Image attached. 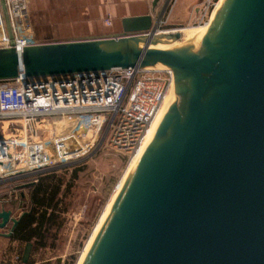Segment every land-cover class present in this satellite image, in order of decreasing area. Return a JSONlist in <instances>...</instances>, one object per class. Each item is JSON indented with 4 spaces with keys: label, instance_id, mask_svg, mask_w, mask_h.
Here are the masks:
<instances>
[{
    "label": "water",
    "instance_id": "water-1",
    "mask_svg": "<svg viewBox=\"0 0 264 264\" xmlns=\"http://www.w3.org/2000/svg\"><path fill=\"white\" fill-rule=\"evenodd\" d=\"M155 26L126 17L111 38L0 50V81L167 61L182 80L86 264H264V0H224L193 56L149 49L181 39ZM10 224L7 237L19 219L0 210Z\"/></svg>",
    "mask_w": 264,
    "mask_h": 264
},
{
    "label": "built area",
    "instance_id": "built-area-1",
    "mask_svg": "<svg viewBox=\"0 0 264 264\" xmlns=\"http://www.w3.org/2000/svg\"><path fill=\"white\" fill-rule=\"evenodd\" d=\"M30 1L0 0V50L22 54L43 45L30 21ZM199 1L193 21L201 26L219 0ZM178 2L159 1L156 34L165 32L160 28ZM172 83L170 71L139 66L0 81V183L83 163L101 148L133 156Z\"/></svg>",
    "mask_w": 264,
    "mask_h": 264
},
{
    "label": "rangeland",
    "instance_id": "rangeland-1",
    "mask_svg": "<svg viewBox=\"0 0 264 264\" xmlns=\"http://www.w3.org/2000/svg\"><path fill=\"white\" fill-rule=\"evenodd\" d=\"M152 1L31 0L29 5L30 21L41 44L111 38L123 33L122 20L126 17L152 15L155 21L157 13H160V7L157 6L154 10ZM199 2V0H179L173 15L166 24L162 25L160 31L179 29V33H182L186 30V35L190 37H194L197 31H207L208 26L200 28V25L194 24L193 21L194 12L199 6ZM187 46L179 47V50L187 49L189 47ZM136 47L139 48L137 45ZM143 48L144 44L139 49ZM197 48L186 52L187 55L193 56ZM171 92L163 110L167 108ZM161 113L156 118L150 132L158 122ZM132 157V154H122L101 148L96 150L88 161L53 169L58 170L56 174L62 176L66 183L74 175L73 167L76 166L81 170L65 200L68 206L67 221L54 242L55 252L46 251L44 256L45 259L56 256L51 259L49 264H57L58 261H60L59 264L80 263L83 253L88 251L93 236L99 230L107 208L111 205L119 188L127 181L128 172L138 159L131 161ZM9 189L11 191L10 187ZM3 193L5 190H0V195H4ZM17 196L20 200L19 192ZM24 202L27 203V201ZM16 213L19 214V211ZM0 245L3 243L0 242ZM1 248L3 247L1 246ZM38 257L39 255H36L35 259Z\"/></svg>",
    "mask_w": 264,
    "mask_h": 264
},
{
    "label": "trees",
    "instance_id": "trees-1",
    "mask_svg": "<svg viewBox=\"0 0 264 264\" xmlns=\"http://www.w3.org/2000/svg\"><path fill=\"white\" fill-rule=\"evenodd\" d=\"M73 168L75 172L68 183L56 174L58 170H50L9 184L12 189L17 184L28 185L25 192L28 198L13 234L10 237L0 234V242L3 243L0 245V264H24L22 255L27 244H32L28 264H49L56 257L45 259L44 256L46 251L55 252L54 242L66 225L68 206L65 200L81 170L76 166ZM36 255H39L38 259H35Z\"/></svg>",
    "mask_w": 264,
    "mask_h": 264
},
{
    "label": "bare ground",
    "instance_id": "bare-ground-1",
    "mask_svg": "<svg viewBox=\"0 0 264 264\" xmlns=\"http://www.w3.org/2000/svg\"><path fill=\"white\" fill-rule=\"evenodd\" d=\"M223 2H224V0H219V2L216 4V7H215V9L213 11V13H214V14H212L213 17L211 16V18H210L211 22L209 20L205 25L200 26V28H202L203 26L204 27L208 26L210 28V26H211L212 22L214 21V19H215V17H216V15H217V13H218V11H219V9H220V7H221ZM209 22H210V24H209ZM206 30L208 31V29H206ZM207 31H205V32H203V30L197 31V33L195 34L194 37H190V36L186 35V33H187L186 30H184L182 33H179L180 32L179 29H173V30H170V31H165L163 33L157 34L158 35L157 38H170L172 35H175V34L178 33V34L181 35V39L178 40V41H174V40H166L165 41V39H164V40H162V42H159L157 45H151V47L149 49H151V50H175V49H178L179 50V47L183 48L186 45H188L189 47L187 46L188 47L187 49H182V48L180 49V51L182 53L183 52L186 53L189 50H191L193 48H197L199 46V44L201 43V41L204 38V36L207 33ZM143 39L144 38H141V40H143ZM136 45L139 48H142L143 47V42H140V43H138ZM176 47H178V48H176ZM148 68H150L152 70H156V71H170L172 73V75H173V83H172L171 89H170V91H169V93H168V95H167V97L165 99V102H164V104L162 106V109L158 113V115H159L161 113V111L163 110V107H164L167 99L169 98L171 90L173 89L172 92H171V97H170L169 102L167 104V108H168V106H169V104H170V102H171V100H172V98H173V96H174L179 84H180L179 83V78H178V74L174 71V69L171 68V65L167 61H165L163 63H159V64H157L155 66H152V67H148ZM167 108H165L162 111L158 122L153 127L152 131L150 132V130H151L156 118L158 117V115L156 116V118L152 122V124H151V126H150V128H149V130L147 132V135H146V138H145L143 144L141 145L139 150L133 155L131 161L132 160L135 161L137 158L138 159L134 162L132 169L128 172L127 181L122 185L121 188H119L115 198L111 202V205L107 208L105 216L103 218V221L100 224L99 230H98L97 234L93 236V240H92L91 246H90V248H88V251L86 253H83V255L81 257V261H80L79 264H86L87 263L90 255L92 253V249H93L95 243L97 242V240H98V238H99V236H100L105 224L107 223V221H109V219L111 217V214L113 212V208H114L115 204L117 203V201L121 197L122 193L127 188L128 184H129V181L131 180V178L133 176V173H134L139 161L141 160L142 156L144 155L145 151L147 150V148H148V146H149V144H150V142H151V140H152V138H153V136H154V134H155V132H156V130H157V128H158V126H159V124L161 122V119H162V117H163V115H164V113H165Z\"/></svg>",
    "mask_w": 264,
    "mask_h": 264
},
{
    "label": "crops",
    "instance_id": "crops-1",
    "mask_svg": "<svg viewBox=\"0 0 264 264\" xmlns=\"http://www.w3.org/2000/svg\"><path fill=\"white\" fill-rule=\"evenodd\" d=\"M155 23V21H154ZM22 179H12V180H7V181H3L0 183V190H5V193H3L4 195H0V210L4 209L7 211H12L13 213V217L15 219H18V217L25 211V207H26V199L28 198L27 194L25 193L26 190V186L25 184H19L16 185L15 189H12L11 187V191H9V184H11L12 182L15 181H19ZM18 192L20 194V200L18 199ZM1 201H3L4 203H2ZM5 201L7 203H5ZM21 206V209H19V207ZM16 209V210H15ZM16 211H19V214L16 213ZM16 213V214H15ZM13 224H10L8 226V228L6 227L5 229H0V234H5L7 235L8 233H10L11 229H12ZM8 240V239H7ZM15 245V244H13ZM26 247L23 250V255H22V260H23V256H24V252H25ZM32 253V250H31ZM31 258V256H30ZM30 261V259H29ZM38 264V263H37Z\"/></svg>",
    "mask_w": 264,
    "mask_h": 264
}]
</instances>
